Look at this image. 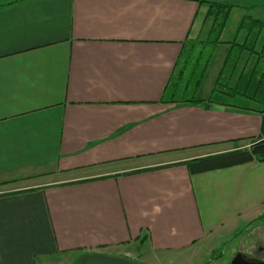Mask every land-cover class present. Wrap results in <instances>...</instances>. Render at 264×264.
<instances>
[{"label": "crops", "instance_id": "1", "mask_svg": "<svg viewBox=\"0 0 264 264\" xmlns=\"http://www.w3.org/2000/svg\"><path fill=\"white\" fill-rule=\"evenodd\" d=\"M197 1L0 0V264L159 263L208 239L193 179L211 172L186 163L248 149L260 117L160 103L201 35ZM263 164L216 170L218 194L234 175L232 203ZM241 221L235 204L228 229Z\"/></svg>", "mask_w": 264, "mask_h": 264}, {"label": "trees", "instance_id": "2", "mask_svg": "<svg viewBox=\"0 0 264 264\" xmlns=\"http://www.w3.org/2000/svg\"><path fill=\"white\" fill-rule=\"evenodd\" d=\"M207 6L204 22L210 20L204 40L188 38L163 90L160 103L174 105L214 106L241 112L256 113L260 117L259 133L250 140L248 149L236 150L186 163L189 174H203L223 170L251 162L264 163V23L243 17L237 29L243 33V41L229 43V51L219 70L213 87L204 99L198 97L205 74L227 19L234 8L249 5L199 0ZM246 55V56H243ZM242 62V67L239 64ZM238 69V71H237ZM238 72L234 84L231 80Z\"/></svg>", "mask_w": 264, "mask_h": 264}, {"label": "rangeland", "instance_id": "3", "mask_svg": "<svg viewBox=\"0 0 264 264\" xmlns=\"http://www.w3.org/2000/svg\"><path fill=\"white\" fill-rule=\"evenodd\" d=\"M218 1L237 3L238 5L246 1L249 5H246V7L242 9L234 8L231 11L220 35V44L212 55L202 86L198 91V97L208 96L229 51V43H232L235 39L238 43L243 41V33L240 32L236 35L238 25L242 18L250 17L251 19H256L264 23V0ZM204 17L205 9L203 7L198 15L197 24H201ZM209 25L210 20L203 23L201 35L198 37L200 40H204ZM241 67L242 62L239 64L238 68ZM237 76L238 72L233 76L231 80L232 84H234ZM219 173L221 172L214 171L213 173L211 172L201 176L200 184H195V178L193 179L195 188H199L198 201L200 215L211 229L208 239L205 240L203 244L197 246L196 250L193 252H187L172 258L169 257L170 255H166L167 258H160L161 261H159V263H156L154 256L149 252H146L145 255H143L144 257L141 255V260L145 261L146 264H230L238 254L243 256V254L248 255L250 252L256 253L258 248L256 249L255 247L257 246L255 245L257 243L258 247L264 246V241L261 240V238L259 239L261 236L264 238V214H261L256 220L250 223L245 222L248 218V216L245 215L246 211L251 208L252 212L262 211L264 213V164L258 166V168L248 176L250 179L253 177L256 178V185H251V182L243 185L239 191L238 199L236 197L232 203L230 197L237 186L235 181H238V178L234 179V175H232L229 183H226V178L222 179L226 188L224 189V194L221 196L217 192L218 184L221 182ZM249 194H251V199H245ZM240 195L243 196V201L241 202ZM235 204L237 210L241 211L242 221L239 223L237 229L229 230L228 226L230 220H232V212L234 211ZM221 224H224V227H220ZM132 252H134V250H132ZM157 256L160 255L158 254ZM77 261V259L70 260L66 264H75Z\"/></svg>", "mask_w": 264, "mask_h": 264}, {"label": "water", "instance_id": "4", "mask_svg": "<svg viewBox=\"0 0 264 264\" xmlns=\"http://www.w3.org/2000/svg\"><path fill=\"white\" fill-rule=\"evenodd\" d=\"M75 264H138L128 257L108 255L105 253H88L81 256ZM230 264H252L244 260L241 254L235 256Z\"/></svg>", "mask_w": 264, "mask_h": 264}, {"label": "flooded vegetation", "instance_id": "5", "mask_svg": "<svg viewBox=\"0 0 264 264\" xmlns=\"http://www.w3.org/2000/svg\"><path fill=\"white\" fill-rule=\"evenodd\" d=\"M261 249L258 248L256 253H251L249 256H243L244 260L252 264H264L263 258L261 257Z\"/></svg>", "mask_w": 264, "mask_h": 264}]
</instances>
